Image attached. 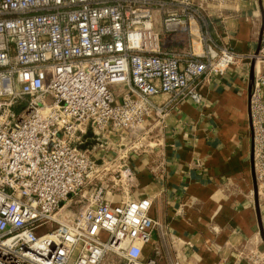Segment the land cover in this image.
<instances>
[{
    "label": "built area",
    "instance_id": "built-area-1",
    "mask_svg": "<svg viewBox=\"0 0 264 264\" xmlns=\"http://www.w3.org/2000/svg\"><path fill=\"white\" fill-rule=\"evenodd\" d=\"M229 3L0 0V264H157L156 247L144 253L151 200L128 196L131 156H143L172 104L203 105L200 84L252 62L250 161L264 213V26L258 50L217 43L200 10L220 17ZM155 12L164 33L187 35L185 51L162 49ZM210 250L213 264H229ZM235 252L264 264L249 241Z\"/></svg>",
    "mask_w": 264,
    "mask_h": 264
},
{
    "label": "crops",
    "instance_id": "crops-1",
    "mask_svg": "<svg viewBox=\"0 0 264 264\" xmlns=\"http://www.w3.org/2000/svg\"><path fill=\"white\" fill-rule=\"evenodd\" d=\"M219 13L220 17L207 16L210 37L237 52L255 51L264 20L263 1L233 0ZM155 14L162 49L185 51L187 35L164 33L160 15ZM245 67L231 68L225 77L200 84L203 105L188 99L172 104L152 130L143 156H131L134 178L128 196L151 200L149 215L156 223L144 253L150 245L156 247L157 264H168L177 254L188 264H213L218 255L210 250L211 243L220 247L219 256L229 264H245L236 260L235 251L246 241L264 253V213L259 209L261 235L250 161L251 64ZM166 96L153 101L161 104ZM198 159L201 163L196 166ZM111 197L122 198L117 191ZM174 236L178 239L173 242Z\"/></svg>",
    "mask_w": 264,
    "mask_h": 264
},
{
    "label": "water",
    "instance_id": "water-1",
    "mask_svg": "<svg viewBox=\"0 0 264 264\" xmlns=\"http://www.w3.org/2000/svg\"><path fill=\"white\" fill-rule=\"evenodd\" d=\"M263 26H264V20L261 22L256 50H258L259 45H260V37H261V32H262ZM252 73H253V62L251 63V67H250V82L252 80ZM90 136H91V133L87 132L84 137H90ZM253 171H254L253 170V165H252V162H251V173H252V176H253L254 204H255V209H256V213H257V217H258V221H259V229H260L261 235H263L262 226H261V223H260L261 221H260L259 206H258V200H257V194H256V183H255L254 172Z\"/></svg>",
    "mask_w": 264,
    "mask_h": 264
},
{
    "label": "rangeland",
    "instance_id": "rangeland-1",
    "mask_svg": "<svg viewBox=\"0 0 264 264\" xmlns=\"http://www.w3.org/2000/svg\"><path fill=\"white\" fill-rule=\"evenodd\" d=\"M263 1V3H264V0H262ZM231 4L229 3V4H227L226 6H230ZM225 6V7H226ZM200 12L204 15L205 14V16H211L210 14H214L215 13V10L214 9H212V8H205V9H201L200 10ZM257 16H258V14H257ZM262 68H264V67H262Z\"/></svg>",
    "mask_w": 264,
    "mask_h": 264
}]
</instances>
